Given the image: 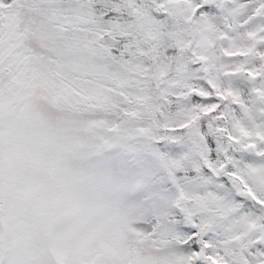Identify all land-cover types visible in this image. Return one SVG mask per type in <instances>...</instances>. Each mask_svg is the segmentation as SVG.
Returning a JSON list of instances; mask_svg holds the SVG:
<instances>
[{"label":"snow or ice","instance_id":"obj_1","mask_svg":"<svg viewBox=\"0 0 264 264\" xmlns=\"http://www.w3.org/2000/svg\"><path fill=\"white\" fill-rule=\"evenodd\" d=\"M0 264H264V0H0Z\"/></svg>","mask_w":264,"mask_h":264}]
</instances>
